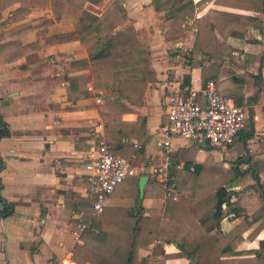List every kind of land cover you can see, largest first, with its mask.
Returning <instances> with one entry per match:
<instances>
[{
  "label": "crops",
  "instance_id": "0c3cea01",
  "mask_svg": "<svg viewBox=\"0 0 264 264\" xmlns=\"http://www.w3.org/2000/svg\"><path fill=\"white\" fill-rule=\"evenodd\" d=\"M110 1L84 0L81 6L102 18ZM120 1L125 16L106 34L131 24L138 41L148 45V62L154 70V78L145 82L139 101L118 96L131 110H102L98 106L104 95L114 98L117 91L92 82L88 53L96 42L84 45L76 37L59 38L73 32L75 6L65 4L58 12L48 5L32 6L15 18L10 15L16 1L0 10V128H5L0 134V195L11 203L7 212L0 213V264H77L71 256L72 248L81 242L82 228L97 214L90 205L87 163L99 124L106 138L105 118L112 121L114 129L121 130L118 138L124 144H118L116 152L136 168L109 193L108 212L120 205L129 212L165 222L167 195L180 205L191 198V190L182 188L180 181L191 168V164L183 167L185 159L201 162L210 154L225 165L223 157L233 152L227 149L234 143L220 147L172 136L167 145H162L163 133L158 125L165 118V94L172 82L197 87L211 79L219 93L232 99L239 87L231 76L241 79L239 100L245 104L246 116L234 151L245 146L246 158L249 154L250 160L264 158V33L250 38L242 34L238 23L231 24L222 28L238 38L223 46L228 54L213 58L202 50L189 53L196 33L194 19L207 10L241 18L256 14L263 25L264 12L214 0ZM169 2L172 6H167ZM247 30H252L250 24ZM213 33L217 41L223 39L216 28ZM201 66L205 67L204 81ZM253 148L259 152L257 156L249 151ZM146 149L150 150L148 154L144 153ZM141 173L147 174L144 194L138 191L134 202V187L138 188ZM258 175L264 178L261 172ZM251 180L246 171L230 185V198L240 209L223 216L219 226L226 229L243 220L246 227L236 243L227 245L229 249L256 248L258 239L264 236V224L252 238L246 236L264 216L260 213L261 198L255 189L250 190L252 183L243 187L242 181ZM190 260L174 242L156 237L137 248L135 264H192ZM84 264L92 263L85 260Z\"/></svg>",
  "mask_w": 264,
  "mask_h": 264
},
{
  "label": "trees",
  "instance_id": "16d2710c",
  "mask_svg": "<svg viewBox=\"0 0 264 264\" xmlns=\"http://www.w3.org/2000/svg\"><path fill=\"white\" fill-rule=\"evenodd\" d=\"M14 1L17 5L11 9V18L24 14L32 6L48 5L53 12L60 11L65 4L75 6L77 14L73 20V32L59 38L76 37L84 45L96 42L95 48L88 53L92 82L117 91L114 98L104 95L98 106L102 110L107 107L131 110V107L118 96L131 102L139 101L145 82L154 78V70L148 62L149 47L138 41L131 24L117 29L114 33L106 34L107 30L125 16V8L120 0H111L102 18L82 7L84 0H0V10ZM176 1L179 0H174ZM214 1L264 12V0ZM172 4L169 2L167 6ZM213 13L207 10L201 18L194 19L196 33L190 54L200 50L213 58L226 54L227 51L223 49L225 43L231 39H238L237 35L222 30L231 24L238 23L242 28V34L250 38H256L258 34L263 36V20L256 14L241 18L234 14ZM248 24L252 26V30H247ZM214 28L223 37L220 41L214 37ZM211 64L217 66L213 61ZM204 68L201 66V72ZM231 77L239 87L232 100L240 103L242 81L233 75ZM205 79L202 72L201 80ZM104 121L109 149L117 153L116 146L124 144L118 138L121 130L114 129L110 119L105 118ZM137 121L141 122L142 117L138 116ZM1 123L3 121L0 118ZM4 132L5 128H0V134ZM241 133L240 128L228 145ZM241 160L246 162L245 167H239V158L230 160L226 166L220 160H213L210 154L201 162L191 163L189 159H185L183 167L187 168L191 164V168L186 176H181L180 181L182 188L191 190V198L189 203L180 205L170 194L167 195L163 207L165 222L140 212H129L125 206L120 205L108 212L106 202L101 211L82 228L81 242L75 243L72 248V259L77 264H84L85 260L92 264H135L137 248L149 239L158 237L174 242L179 251L195 264H264V236L258 239L256 248L229 249L227 245H233L240 239L246 223L239 220L226 229L219 226L223 216L228 212L236 214L240 209L236 200L230 198L233 193L230 185L243 171L250 174L257 195L264 201V178L260 179L258 175V172L264 175V158L250 160L243 156ZM159 184L161 185L160 181ZM137 200L138 188L135 186L134 202ZM0 201L2 202L0 213L7 212L11 203L5 202L1 195ZM263 224L264 216L246 233V236L252 238ZM213 227L214 230L210 232ZM244 252L253 254L238 255Z\"/></svg>",
  "mask_w": 264,
  "mask_h": 264
},
{
  "label": "built area",
  "instance_id": "2783aa9c",
  "mask_svg": "<svg viewBox=\"0 0 264 264\" xmlns=\"http://www.w3.org/2000/svg\"><path fill=\"white\" fill-rule=\"evenodd\" d=\"M164 109L165 118L158 125L163 133L162 145H167L170 137L178 136L224 147L243 126L246 116L245 104L219 93L211 79L197 87L179 81L170 83ZM90 148L88 190L92 211L98 213L115 184L134 174L136 168L126 156L109 149L101 124L94 130Z\"/></svg>",
  "mask_w": 264,
  "mask_h": 264
},
{
  "label": "rangeland",
  "instance_id": "374dc122",
  "mask_svg": "<svg viewBox=\"0 0 264 264\" xmlns=\"http://www.w3.org/2000/svg\"><path fill=\"white\" fill-rule=\"evenodd\" d=\"M236 142H237V138L236 139H234V141H233V143H234V145H233V147H231V148H228L227 150L228 151H233V152H228V153H226V156H224L223 158L226 160V162L224 163L225 165L227 164H229V160L230 159H234V158H239V161H238V165H239V167L240 168H242V167H245L244 166V162L241 160L242 158H243V156H245V151L242 149V147H238V149L236 150V151H234L235 150V147H236ZM246 142H250V141H246ZM217 151H220V148L219 147H214ZM250 149V148H249ZM253 150V151H252ZM252 150H249L250 152H251V154L252 155H255V156H257L258 154H259V152L255 149V148H253ZM150 152V150H148V149H146V150H144V153L145 154H148ZM223 154H225V151H223ZM249 157L248 158H250V154L248 155ZM245 172L246 171H243L242 173H241V175L242 174H245ZM242 183H244L243 184V187H245V186H247V185H250L251 183V187H250V190L251 191H253L255 188H254V182L251 180V182L250 183H245L244 181H242ZM242 185V184H241ZM260 213H261V215L262 214H264V201H262L261 202V205H260Z\"/></svg>",
  "mask_w": 264,
  "mask_h": 264
},
{
  "label": "water",
  "instance_id": "95a60500",
  "mask_svg": "<svg viewBox=\"0 0 264 264\" xmlns=\"http://www.w3.org/2000/svg\"><path fill=\"white\" fill-rule=\"evenodd\" d=\"M244 151L247 153V148L244 146ZM147 178V174L146 173H141L138 175V191H139V195L142 194V189H143V183ZM190 262L192 264H195V262L193 260H190Z\"/></svg>",
  "mask_w": 264,
  "mask_h": 264
}]
</instances>
